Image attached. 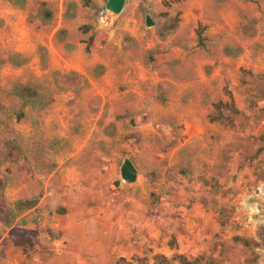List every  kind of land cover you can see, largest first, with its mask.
<instances>
[{"label": "rangeland", "instance_id": "obj_1", "mask_svg": "<svg viewBox=\"0 0 264 264\" xmlns=\"http://www.w3.org/2000/svg\"><path fill=\"white\" fill-rule=\"evenodd\" d=\"M22 1L0 0V216L37 200L38 237L0 221V264H264V0Z\"/></svg>", "mask_w": 264, "mask_h": 264}, {"label": "trees", "instance_id": "obj_2", "mask_svg": "<svg viewBox=\"0 0 264 264\" xmlns=\"http://www.w3.org/2000/svg\"><path fill=\"white\" fill-rule=\"evenodd\" d=\"M13 5L18 7H23L25 1L22 0H7ZM88 1V0H86ZM47 4H41V14L44 19L50 21L53 17V14L46 8ZM2 22L0 21V27ZM66 37V32L60 30L57 33V37L62 36ZM13 59H21V56H15ZM23 62L19 61L16 65L21 66ZM97 69H101L98 67ZM12 94L19 99H21L26 105L31 107H38L39 109H45L48 103L42 101V93L38 90L36 86L32 85H16L12 91ZM22 117L23 114H20ZM7 153L6 159L11 163H16L21 157V149L14 139H9L6 143ZM4 186H2V189ZM38 201L35 199L30 200H18L12 204H4V212L0 216V221L5 228L9 230V236L12 239L14 246L20 247L25 251L34 250L36 247V241L38 237V232L32 229H26V218L24 214L30 210H33L37 207ZM178 259V264H201L200 260H188L183 255L175 256ZM162 258V256H157V259ZM115 264H132L127 262L126 259L121 258L117 260Z\"/></svg>", "mask_w": 264, "mask_h": 264}, {"label": "water", "instance_id": "obj_3", "mask_svg": "<svg viewBox=\"0 0 264 264\" xmlns=\"http://www.w3.org/2000/svg\"><path fill=\"white\" fill-rule=\"evenodd\" d=\"M126 6V0H108L106 3V12L113 17H118L123 12ZM155 23L153 22L151 16H147L146 19V30L151 27H154ZM131 127H136L135 118L130 121ZM139 172L135 167L131 159L125 158L120 170V180L116 181L114 185L119 187L122 182L131 185L135 184L138 181Z\"/></svg>", "mask_w": 264, "mask_h": 264}]
</instances>
